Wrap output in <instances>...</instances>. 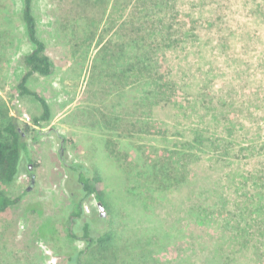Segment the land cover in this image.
Listing matches in <instances>:
<instances>
[{
	"label": "rangeland",
	"instance_id": "obj_1",
	"mask_svg": "<svg viewBox=\"0 0 264 264\" xmlns=\"http://www.w3.org/2000/svg\"><path fill=\"white\" fill-rule=\"evenodd\" d=\"M20 1L0 0V107L35 164L32 178L22 161L13 181L0 180L21 195L0 213V264H69L83 247L66 232L79 186L59 150L99 171L111 197L102 225L117 231L118 254L83 264H264V0H34L53 63L27 83L50 106L40 124L39 102L17 87L31 49ZM132 38L157 49L160 80L123 73ZM156 82L167 93L147 94ZM195 138L172 163L170 152ZM98 202L84 203L88 217Z\"/></svg>",
	"mask_w": 264,
	"mask_h": 264
},
{
	"label": "trees",
	"instance_id": "obj_2",
	"mask_svg": "<svg viewBox=\"0 0 264 264\" xmlns=\"http://www.w3.org/2000/svg\"><path fill=\"white\" fill-rule=\"evenodd\" d=\"M33 2L34 0L20 1V19L25 37L31 44V49L23 56V61L27 66V70L22 74L17 87L21 95L33 96L39 102L42 111L39 115L33 116L32 121L35 124H40L41 122H47L50 119V106L43 96L39 95L36 91L29 89L27 83L30 76L34 73L42 76H48L51 74L53 63L50 57L45 53L44 41L38 35ZM141 42L142 41H137V39L132 38L129 45H126L125 48H123L126 52L125 56L122 57V61L126 64V66L123 67V73L134 72V70H136L140 78L148 71L155 75V79L160 80L161 76H158L157 70L155 69L156 65L153 61L156 56L154 50L157 49L153 48V45L150 46L149 44L142 42L147 45L148 49L153 48L151 51L147 50L150 53L149 55V53H146L143 44L141 45ZM130 45L134 47V50L130 48ZM128 49L132 51V55L127 53ZM155 84V90H150L147 94L158 93L160 89H163V93H167L161 82H156ZM2 105L5 107L4 104ZM2 108L3 107H0V180L4 182L13 181L19 173L22 161H25L29 177L32 178L33 169L31 168V165L34 166L35 163L31 161L24 130L19 127L17 118L11 116L6 107L5 109ZM197 140L198 138L192 139L191 141L184 143L182 147L171 151V162L181 165L182 160L186 159V156L188 155L187 150L190 149L191 146L193 148V142H197ZM198 144L200 143L198 142ZM198 149L199 148L197 147L195 148L196 151ZM194 155H196V152ZM59 158L64 168L68 172L73 173L72 176L79 186L76 190L75 199L67 205L64 210L65 214L63 217L66 223V232L71 239L84 242L82 248L75 250L68 255V263L83 264V257L85 256H93V259L95 260V252H97V255H100L103 259L107 257V254L117 255L119 251V248H117V231L113 229L112 225L108 226V229L103 231L104 225L102 224L105 221V218L100 215L90 218L84 210V203L90 199L91 196L98 200L103 208L107 209V207H111L108 200V197L111 198L110 194L97 185L99 182H102V178L99 176V171H94V169L82 163L66 161L60 150ZM137 160L138 164H135V167H139V165L142 166V164H140L142 162H144L143 165L148 163L145 159L141 162H139V159ZM159 161H161V163H158L161 168V170L159 168L161 171L160 174L164 176L169 170V166L167 162L162 160ZM157 174V172L154 173L155 176ZM20 197L21 195L10 197L0 190V213L19 201ZM111 217L109 218V224L112 222ZM203 219L205 218L203 217ZM101 226L102 232L100 231ZM102 262L104 263V260Z\"/></svg>",
	"mask_w": 264,
	"mask_h": 264
},
{
	"label": "water",
	"instance_id": "obj_3",
	"mask_svg": "<svg viewBox=\"0 0 264 264\" xmlns=\"http://www.w3.org/2000/svg\"><path fill=\"white\" fill-rule=\"evenodd\" d=\"M98 206H99V208H100V213H99V215L100 216H103L104 215V212L102 211L103 210V206H102V204L100 203V202H98Z\"/></svg>",
	"mask_w": 264,
	"mask_h": 264
}]
</instances>
